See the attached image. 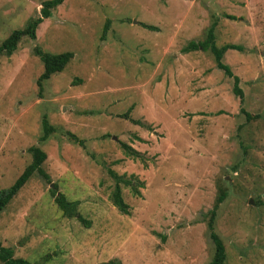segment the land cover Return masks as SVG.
<instances>
[{"label":"rangeland","instance_id":"1","mask_svg":"<svg viewBox=\"0 0 264 264\" xmlns=\"http://www.w3.org/2000/svg\"><path fill=\"white\" fill-rule=\"evenodd\" d=\"M46 1L0 0V43ZM211 24L217 46L241 47L222 61L242 99L209 47L184 51ZM35 33L0 53V189L32 147L46 153L0 212L1 245L32 264H207L224 190V264H264V0H63ZM35 49L72 57L38 84ZM43 119L54 128L44 140ZM109 170L133 180L119 183L125 213Z\"/></svg>","mask_w":264,"mask_h":264},{"label":"trees","instance_id":"2","mask_svg":"<svg viewBox=\"0 0 264 264\" xmlns=\"http://www.w3.org/2000/svg\"><path fill=\"white\" fill-rule=\"evenodd\" d=\"M63 0H48L44 2L41 6V14L42 17H48L50 11L54 9L58 4H60ZM42 17H37L31 20L24 28L13 30L10 35L0 43V53H7L11 54L17 46L19 39L23 35H27L32 39L36 38V28L38 24L42 21ZM146 26V24H145ZM107 30V26L104 27V33ZM214 24H211L208 27V31L206 34V38L203 41L199 42H190L187 47L184 48V51L189 49H197L198 47H205L210 49L214 56V61L216 66L223 70L225 75L233 78V87L232 91L234 94L238 95L240 99H242L243 92L242 89L239 87V78L238 76L234 75L231 71L230 67L223 63L222 57L223 54L228 49H241L239 45L236 44H223L222 46H217L214 42ZM204 49V48H203ZM36 54L39 55L44 71L39 76L37 82H40L44 79L49 78L53 73L61 71L68 60L72 57V54L69 52L61 53L52 55L49 53L42 52L41 50L35 49ZM264 64V59H263ZM241 111L244 112L245 110L241 108ZM246 113V117H250L248 112ZM42 136L41 139H46L50 133L54 130L53 126H51L45 119L42 120ZM71 139L78 143H82L79 141L76 136L71 134ZM125 152L131 156H139L138 153L132 149L130 146L123 144ZM32 153V161L31 163L24 169V171L19 175L16 181L9 187L0 189V212L6 206V204L17 194L20 187L26 182L29 176L36 170L41 172V164L46 159V153L40 150L38 147H32L30 149ZM109 173L115 179V186L111 193L110 199L113 205H115L121 212H127V205L124 202L122 195H121V188L119 183H123L124 185H133L132 179H126L124 176H117L113 173V171L109 170ZM57 190H53L52 194L54 195V201L58 205V207L62 210L63 214L67 217H77L79 221L83 222L85 225L88 226V222L82 218L81 215L77 212V201H69L65 198V196L61 193L56 195ZM226 192L221 190L220 193L217 195L215 203L212 209L209 211V217L207 220V229L209 238L212 241L213 245V255L210 261L207 264H224L226 259V251L221 238L216 234L214 231V223H215V216H216V209L218 205L225 199ZM0 262L2 264H32L23 258H16L13 256L12 251L8 248H5L0 243ZM103 264H119L115 259L108 260Z\"/></svg>","mask_w":264,"mask_h":264},{"label":"water","instance_id":"3","mask_svg":"<svg viewBox=\"0 0 264 264\" xmlns=\"http://www.w3.org/2000/svg\"><path fill=\"white\" fill-rule=\"evenodd\" d=\"M250 202H251V200H250Z\"/></svg>","mask_w":264,"mask_h":264}]
</instances>
